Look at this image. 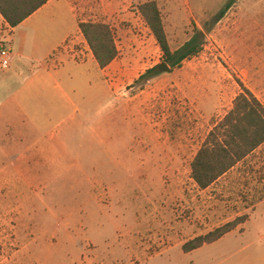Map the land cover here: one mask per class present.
Segmentation results:
<instances>
[{"label": "rangeland", "instance_id": "1", "mask_svg": "<svg viewBox=\"0 0 264 264\" xmlns=\"http://www.w3.org/2000/svg\"><path fill=\"white\" fill-rule=\"evenodd\" d=\"M149 1L154 0H133L130 21L111 23L119 57L104 76L116 100L104 108V100L85 90L93 98L84 108L78 143L94 149L86 158H97L104 170L53 172L64 179L52 186L24 184L13 178L15 172H5L10 181L0 182V260L63 261L69 250L87 258L91 251L103 254L118 242L131 248L148 243L152 255L158 242L188 240L232 216L209 219L204 198L225 199L218 189L203 192L198 187L191 163L215 124L233 108L241 92L237 78L264 102V0H238L220 22L215 17L229 0H155L173 51L197 30L205 42L197 56L179 67L168 64L171 73L158 69L154 77L135 83L166 62L135 9ZM91 4L89 0V10L79 19H99ZM83 46L77 48L84 51ZM107 113L113 118L109 123L103 119ZM97 134L110 140L98 137L92 143ZM253 161L243 165L242 187L230 192L242 204L240 210L232 207L238 213L264 198V161ZM148 264L170 263L165 255Z\"/></svg>", "mask_w": 264, "mask_h": 264}, {"label": "crops", "instance_id": "2", "mask_svg": "<svg viewBox=\"0 0 264 264\" xmlns=\"http://www.w3.org/2000/svg\"><path fill=\"white\" fill-rule=\"evenodd\" d=\"M88 1L50 0L16 28L10 27L0 14V41L13 55L7 73L0 64V182L3 186L10 181L7 171L15 172L13 178L24 184L44 182L52 186L64 179V174L53 172L100 171L106 166L96 161L97 158H91V162L86 158L94 149L78 143L81 133L78 127L86 121L84 108L93 98L85 90L104 100V108L113 104L116 94L104 76L108 67H99L79 24L98 22L111 26L112 22L130 21L134 2L90 0L91 10L99 19L81 20V13L89 10ZM135 9L139 13V8ZM80 44L85 45L86 52L77 48ZM108 114L103 117L107 123L113 119ZM98 137L105 143L110 140V136L97 134L92 143H98ZM250 159L254 160L252 163L264 161V144L211 187L202 190L218 189L225 199L217 201L212 195L204 198L208 200L204 203L209 204L211 221L230 216V212L232 215L207 233L182 242L155 239L159 247L152 255L147 253L148 243L141 242L131 248L118 242L106 253L91 251L87 258L77 250H69L63 261L6 258L0 264H119L134 259L135 264H148L153 257L165 255L170 264H264V198L238 213L232 207L235 204L236 210H240L242 204L238 196L230 193L242 187L243 165ZM243 215H247V220L220 240L189 253L184 251L187 242Z\"/></svg>", "mask_w": 264, "mask_h": 264}, {"label": "trees", "instance_id": "3", "mask_svg": "<svg viewBox=\"0 0 264 264\" xmlns=\"http://www.w3.org/2000/svg\"><path fill=\"white\" fill-rule=\"evenodd\" d=\"M50 0H0V14L12 28L18 27ZM238 0H229L216 15L220 22ZM139 12L153 34L166 62L179 67L185 60L197 56L204 44V34L195 35L180 49L173 51L166 32L161 8L157 1L141 4ZM79 29L101 69L109 67L118 57L119 49L113 28L109 24L81 22ZM158 67L148 70L135 83L157 74ZM241 92L233 108L217 122L191 163V178L201 190H206L264 144V103L237 78ZM238 218L207 235L187 242L183 249L192 252L212 244L244 223Z\"/></svg>", "mask_w": 264, "mask_h": 264}, {"label": "built area", "instance_id": "4", "mask_svg": "<svg viewBox=\"0 0 264 264\" xmlns=\"http://www.w3.org/2000/svg\"><path fill=\"white\" fill-rule=\"evenodd\" d=\"M3 43H0V64L4 69H8L11 66L13 55L12 51Z\"/></svg>", "mask_w": 264, "mask_h": 264}, {"label": "water", "instance_id": "5", "mask_svg": "<svg viewBox=\"0 0 264 264\" xmlns=\"http://www.w3.org/2000/svg\"><path fill=\"white\" fill-rule=\"evenodd\" d=\"M158 69L161 72H167V73H171V68L169 67L168 63H162L161 65L158 66Z\"/></svg>", "mask_w": 264, "mask_h": 264}]
</instances>
